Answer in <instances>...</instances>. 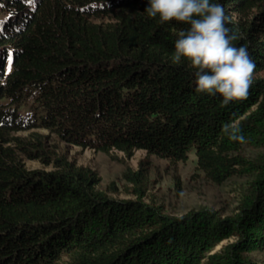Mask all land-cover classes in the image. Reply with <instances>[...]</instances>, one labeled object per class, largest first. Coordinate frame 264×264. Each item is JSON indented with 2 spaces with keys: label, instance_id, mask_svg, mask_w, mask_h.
<instances>
[{
  "label": "trees",
  "instance_id": "obj_1",
  "mask_svg": "<svg viewBox=\"0 0 264 264\" xmlns=\"http://www.w3.org/2000/svg\"><path fill=\"white\" fill-rule=\"evenodd\" d=\"M211 2L256 65L248 98L226 107L194 91L186 60L172 62L188 25L149 18L148 0H0V264H259L249 254L264 251V0ZM51 136L171 163L192 152L209 182H246L230 215H170L146 198L141 165L121 176L132 198L115 199Z\"/></svg>",
  "mask_w": 264,
  "mask_h": 264
},
{
  "label": "rangeland",
  "instance_id": "obj_2",
  "mask_svg": "<svg viewBox=\"0 0 264 264\" xmlns=\"http://www.w3.org/2000/svg\"><path fill=\"white\" fill-rule=\"evenodd\" d=\"M264 75V74H263ZM46 134L44 131H39ZM27 132L17 135L27 136ZM49 145L59 154H65L77 166L88 167L98 177L97 188L115 199H130V186L121 176L127 169L137 170L140 165L146 170V198L161 205L166 214L180 216L189 210L202 207L218 210L221 215L232 214L237 205L240 186L246 179L231 177L220 184H213L195 169V157L188 154L185 162L171 163L166 159L147 154L143 150H135L130 157L120 152L109 154L91 149H81L67 145L49 137ZM259 151L246 149L245 156L253 157ZM28 170H49L38 161H24ZM227 239L219 242L211 253L232 242ZM249 256L259 264H264V251L251 252Z\"/></svg>",
  "mask_w": 264,
  "mask_h": 264
},
{
  "label": "clouds",
  "instance_id": "obj_3",
  "mask_svg": "<svg viewBox=\"0 0 264 264\" xmlns=\"http://www.w3.org/2000/svg\"><path fill=\"white\" fill-rule=\"evenodd\" d=\"M146 12L159 23L188 25L177 34L172 62L182 59L194 69V91L219 96L222 105L242 102L249 96L255 63L247 49L234 46L237 35L227 27L230 17L222 4L211 0H148ZM231 141L244 143L238 125H224Z\"/></svg>",
  "mask_w": 264,
  "mask_h": 264
}]
</instances>
